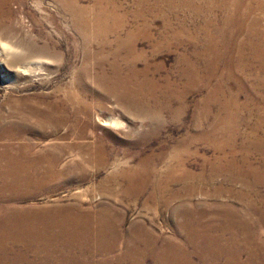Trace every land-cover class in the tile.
<instances>
[{
  "label": "rangeland",
  "instance_id": "rangeland-1",
  "mask_svg": "<svg viewBox=\"0 0 264 264\" xmlns=\"http://www.w3.org/2000/svg\"><path fill=\"white\" fill-rule=\"evenodd\" d=\"M65 1L0 0V264H264V221L235 199L264 195V64L238 67L235 0H75L76 21ZM186 213L229 253L199 252ZM69 214L91 228L75 249L43 222Z\"/></svg>",
  "mask_w": 264,
  "mask_h": 264
},
{
  "label": "bare ground",
  "instance_id": "bare-ground-1",
  "mask_svg": "<svg viewBox=\"0 0 264 264\" xmlns=\"http://www.w3.org/2000/svg\"><path fill=\"white\" fill-rule=\"evenodd\" d=\"M228 1L229 0H227V2ZM245 1L246 0H235L234 5H231V4L226 5V8L229 10V17L226 20V23L224 24L225 31H223V32H225V35L227 36V33L231 29V27L234 28L235 40H236L235 49H236V55H237V60H238V67L240 70H243V66L245 64V54L247 52L251 53L257 60L261 61L264 64V16H260V14H264V12H262V13L259 12L260 11L259 8L264 9V1H261V0L258 1L257 5H255L253 7H248L247 5H245ZM65 2L68 5H71V13L75 17V21H76L77 17H79L80 7L78 6V4L75 0H66ZM0 4H1V2H0ZM246 6H247V8H246ZM210 9H212V7L209 9H206L207 10L206 12L210 11ZM211 26H213V22L211 20H209V22L206 23L201 30L205 31ZM87 40H88V44H90L91 43L90 39H87ZM105 43H106V41H105ZM215 62H217V60H215ZM22 116H23L22 117L23 119L24 118H30V114H28L26 112H23ZM48 117L51 119L52 122L57 121L54 114H49ZM46 119H47V117L43 115L41 122L42 123L46 122ZM0 122H1V120H0ZM103 124L108 126L109 122H105ZM140 169L141 168H137L135 170L128 171L127 173H130V175L135 173L136 177L139 179L140 178ZM17 170L18 171L15 172V174L17 176H21L19 171H21L22 168L18 167ZM54 171L55 170H53V172ZM251 173L255 177V184L251 187L252 190H255L258 185L264 186V169L261 170V169H257L255 167L252 169ZM3 176H4V180H5V182L2 183L3 188L13 189V188L18 187V186H12L11 183L8 182V180L10 179L12 182L17 184L18 183L17 178H10L11 176L7 173H4ZM81 177L83 178L82 174H81ZM128 177H129L130 181H132L133 176H128ZM7 178H9V179L7 180ZM237 179H238L237 176H233V178L231 180L235 181ZM34 181H35L34 177L31 176V182H34ZM192 182H194L195 184L190 183L188 185V187H186L187 195L190 197H192L194 192L198 189V188H196L197 187L196 182H198V181H196V179L193 178ZM201 184H202V182H201ZM135 186H137V185L130 186L129 191L132 192L133 194L136 193V195H137V193H138L137 191H139V190L135 191L136 189H138V188H135ZM245 187H246V189H248L247 184ZM159 188H160L159 190H161V191L165 190V187L161 186L160 184H159ZM256 193H257V191H256ZM221 195H223L222 189H221V191H219V190L217 191L215 197H220ZM250 196H251V192H248V191L246 192V190L244 192L239 191L236 193L235 199L246 204V207H247L246 209H248L247 212H250V211L256 212L257 214H259L260 220L264 221V209H263V207H264V205H263L264 204V195H261L259 199H257L258 194H255L251 198H250ZM246 200H248V201H246ZM215 211L218 212L217 217H219V219L221 220L220 223L225 225V226L223 225L224 231H227V232L229 231L231 233L232 232L234 233L235 229L237 230V227L240 224H247L245 222L247 220L242 218L243 215L241 213L234 212L233 210L225 208L223 206H219V208H216ZM63 212L68 214L69 208L64 209ZM205 216L209 217L207 214H204V216L198 215L197 218L201 219V222H203ZM195 217H196V215H194V214L186 213V217H184V220H185L184 223H186L187 225L185 224L186 226H184V227H186V229H188V233L193 240H199L200 245L198 246V251L201 253L207 254V255L228 254L230 250H226V248L221 245L222 244L221 239L220 240L212 239L214 237H212L209 234V228H201L200 230H198L192 225L193 220H195ZM216 219H218V218H216ZM43 222L47 225L48 229L50 227L51 228L57 227L60 230H63V233H64L63 242L69 243L70 245L72 242L73 245H71V247L73 249H75V247H77L75 245V243H76L75 240L78 239V237L81 234H83L84 232L91 229V228H89V225L81 222V219H80V217H77V214H69L66 219H63L62 216H57L54 219H48V220L45 219V221H43ZM228 224H230V228H228ZM95 225L98 226L100 229H102L104 226V222L101 223V221H100V222H97ZM224 228L225 229L228 228V230H225ZM238 230L242 231L243 233H246L249 236V238H251L250 236H252V235H250V232L248 231V229L241 230L238 227ZM200 233H201V235L204 236V237H202V239L199 237ZM206 235H208V237H206ZM10 239L13 241H20L14 233H11L10 235H7L5 237L6 242ZM252 242L254 243L255 241L253 240ZM255 248L258 250L257 246ZM172 249L174 250V248H172ZM177 249H178L177 250L178 252L184 251V249H182V248H177ZM233 250L235 251V249H233ZM237 261H238L237 264H241L238 259H237ZM258 263H260V262L257 261V264Z\"/></svg>",
  "mask_w": 264,
  "mask_h": 264
}]
</instances>
